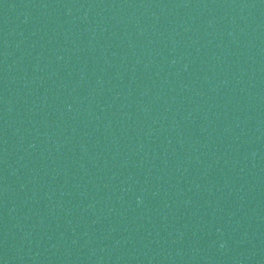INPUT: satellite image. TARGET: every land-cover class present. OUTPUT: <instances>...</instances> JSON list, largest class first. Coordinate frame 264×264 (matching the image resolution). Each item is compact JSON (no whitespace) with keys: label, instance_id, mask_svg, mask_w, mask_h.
I'll return each instance as SVG.
<instances>
[{"label":"water","instance_id":"1","mask_svg":"<svg viewBox=\"0 0 264 264\" xmlns=\"http://www.w3.org/2000/svg\"><path fill=\"white\" fill-rule=\"evenodd\" d=\"M0 264H264V0H0Z\"/></svg>","mask_w":264,"mask_h":264}]
</instances>
